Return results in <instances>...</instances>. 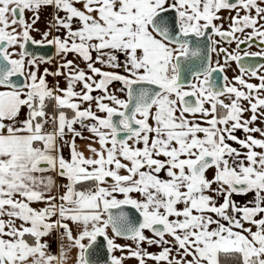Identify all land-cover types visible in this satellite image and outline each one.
<instances>
[{"label": "snow or ice", "instance_id": "1", "mask_svg": "<svg viewBox=\"0 0 264 264\" xmlns=\"http://www.w3.org/2000/svg\"><path fill=\"white\" fill-rule=\"evenodd\" d=\"M0 264H264V0H0Z\"/></svg>", "mask_w": 264, "mask_h": 264}, {"label": "flooded vegetation", "instance_id": "2", "mask_svg": "<svg viewBox=\"0 0 264 264\" xmlns=\"http://www.w3.org/2000/svg\"><path fill=\"white\" fill-rule=\"evenodd\" d=\"M229 75H231V73H229Z\"/></svg>", "mask_w": 264, "mask_h": 264}, {"label": "crops", "instance_id": "3", "mask_svg": "<svg viewBox=\"0 0 264 264\" xmlns=\"http://www.w3.org/2000/svg\"><path fill=\"white\" fill-rule=\"evenodd\" d=\"M42 26V25H41Z\"/></svg>", "mask_w": 264, "mask_h": 264}]
</instances>
